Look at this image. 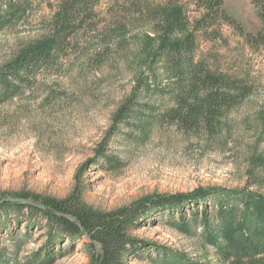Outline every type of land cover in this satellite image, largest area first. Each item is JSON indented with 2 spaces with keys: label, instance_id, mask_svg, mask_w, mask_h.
<instances>
[{
  "label": "rangeland",
  "instance_id": "rangeland-1",
  "mask_svg": "<svg viewBox=\"0 0 264 264\" xmlns=\"http://www.w3.org/2000/svg\"><path fill=\"white\" fill-rule=\"evenodd\" d=\"M8 1L0 0V6ZM25 1L21 20L0 32V70L27 48L50 38L58 27L61 0ZM177 1L190 20L201 16L200 0ZM112 6L114 0H94L88 24L68 39L70 49L19 96L0 105V199L27 193L63 200L78 181L83 202L102 212L129 207L152 195L187 194L199 187L264 193V44H249L241 31L215 13L198 33V60L253 88V95L227 115L224 130L217 135L186 134L163 122L139 130L121 127L106 141L113 115L134 86L128 68L133 53L100 51L104 49L100 30L112 20ZM223 9L246 32L257 34L262 28L252 0H225ZM140 29L134 28L131 37ZM102 146L116 166L97 157ZM154 220L157 223H148L134 236L160 250L204 264H222L219 247L207 244L200 228L186 235L166 217ZM46 232V222L30 217L28 211L1 210L0 264L92 263L82 242L65 239L52 249ZM147 251L150 259L131 257L127 264H154L155 248Z\"/></svg>",
  "mask_w": 264,
  "mask_h": 264
},
{
  "label": "trees",
  "instance_id": "trees-1",
  "mask_svg": "<svg viewBox=\"0 0 264 264\" xmlns=\"http://www.w3.org/2000/svg\"><path fill=\"white\" fill-rule=\"evenodd\" d=\"M114 2L112 20L100 30L104 43L100 51L133 53L128 68L134 86L113 115L106 141L121 127L139 130L163 122L186 134L203 132L213 137L224 130L227 115L253 95V88L243 80L214 72L198 60L197 35L215 13L241 31L249 44H264V0H252L262 22L257 34L246 32L225 12V0H200L201 16L195 21L177 0ZM26 4L25 0H10L0 6V32L21 20ZM60 7L54 35L27 48L0 70V105L19 96L70 49L68 39L88 24L94 0H61ZM137 26L141 29L131 37ZM105 150L100 147L97 157L116 166ZM82 191L78 181L71 195L63 200L20 193L13 199H0V211H28L30 217L45 221L52 249L65 239L73 244L82 242L91 253V264H96L99 256V264H127L131 257L143 261L144 257L151 258L149 248L156 250L154 264H204L182 253L160 250L134 236L148 223H157V216L166 217L169 224L186 235H194L200 228L203 240L219 247L222 264H264V193L199 187L187 194L152 195L129 207L102 212L83 202ZM47 251L50 254L51 249Z\"/></svg>",
  "mask_w": 264,
  "mask_h": 264
},
{
  "label": "water",
  "instance_id": "water-1",
  "mask_svg": "<svg viewBox=\"0 0 264 264\" xmlns=\"http://www.w3.org/2000/svg\"><path fill=\"white\" fill-rule=\"evenodd\" d=\"M101 256L98 257L96 264L100 263Z\"/></svg>",
  "mask_w": 264,
  "mask_h": 264
}]
</instances>
